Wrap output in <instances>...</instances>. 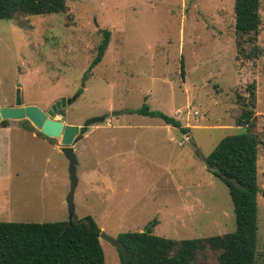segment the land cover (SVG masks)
I'll use <instances>...</instances> for the list:
<instances>
[{
  "label": "rangeland",
  "instance_id": "374dc122",
  "mask_svg": "<svg viewBox=\"0 0 264 264\" xmlns=\"http://www.w3.org/2000/svg\"><path fill=\"white\" fill-rule=\"evenodd\" d=\"M258 13L252 59L236 44L234 0H66L60 13L0 20V106L15 104L19 85L21 105L44 111L76 95L54 116L65 124L107 115L74 139L75 221L89 215L115 238L144 231L153 220V234L175 240L233 231L228 188L203 158L224 136L242 131L236 119L254 82L257 262H264V0ZM101 29L110 32L108 45L90 70ZM144 102L189 132L126 113ZM21 122L8 120L24 128ZM22 133L2 136L10 145L3 153L10 170L2 171L3 163L0 173L11 177L0 219L67 222L68 161ZM53 139L60 146V138ZM100 244L105 264H120L119 251Z\"/></svg>",
  "mask_w": 264,
  "mask_h": 264
},
{
  "label": "trees",
  "instance_id": "16d2710c",
  "mask_svg": "<svg viewBox=\"0 0 264 264\" xmlns=\"http://www.w3.org/2000/svg\"><path fill=\"white\" fill-rule=\"evenodd\" d=\"M260 0H234L237 47L244 59L258 52L254 37L258 32ZM66 8V0H0V20H12L17 13L25 15L56 14ZM102 39L89 69L98 64L108 45L110 32L101 29ZM184 62L180 58V75ZM85 74L84 77H86ZM254 82L247 86L249 102L242 101L236 123L242 131L224 136L205 156L207 169L228 188L233 204L235 229L205 237L175 240L151 232L153 220L144 231H127L117 238L132 253L129 264H264L257 262V160L259 140L251 131L254 126ZM239 99V98H238ZM240 101V100H238ZM63 113V109L57 114ZM126 113L158 117L189 132L177 118L152 110L145 102ZM9 119L1 126H8ZM26 130L44 136L28 120H21ZM100 228L91 216L69 224L66 221L13 222L0 221V264H105L99 238ZM213 253L214 259L208 257ZM215 255V256H214ZM120 264H126L119 251Z\"/></svg>",
  "mask_w": 264,
  "mask_h": 264
},
{
  "label": "water",
  "instance_id": "95a60500",
  "mask_svg": "<svg viewBox=\"0 0 264 264\" xmlns=\"http://www.w3.org/2000/svg\"><path fill=\"white\" fill-rule=\"evenodd\" d=\"M76 95L71 98H61L55 101L47 111L40 109L36 105H21L20 87L17 85L15 94V104L13 106H0V122L5 119L29 120L32 125L48 138H60V151L68 161V178L70 189L66 196L68 205L69 220L71 224L74 220V190L78 182L76 176V166L78 164L73 144L77 135L87 131L91 124L103 122L107 115H101L86 119L82 125L65 124L61 120L54 119L55 114L76 99ZM264 194V193H263ZM99 238L106 241L123 254L126 264L130 263L132 253L127 250L124 244L115 237L100 231Z\"/></svg>",
  "mask_w": 264,
  "mask_h": 264
},
{
  "label": "crops",
  "instance_id": "0c3cea01",
  "mask_svg": "<svg viewBox=\"0 0 264 264\" xmlns=\"http://www.w3.org/2000/svg\"><path fill=\"white\" fill-rule=\"evenodd\" d=\"M167 125H170V124H167ZM13 130H15V131H23L22 134L30 135V137L32 139H34L37 143L48 145L52 149H56V150L60 151V147H59L58 144L52 143L50 140L38 135L34 131H29V130H26L25 128L17 127V126H14V125H8V126H1L0 125V168H2L1 165L3 163H4V166H5L2 171L10 170L9 157H7V155H6L5 159L3 160V153L8 151L10 145H9L8 142L5 141V139L3 140L2 136H4V138H5V134H9L10 135L13 132ZM88 133H89L88 135L92 134L90 132H88ZM16 135H18V133ZM10 177H11V174L9 172H5L4 174L0 173V216L1 215H6V213H4V212H6L7 210H6V207L4 206V199L3 198L5 197L4 193H5V190H6V186H8L10 184ZM8 218L9 217H5L4 219H0V221L19 222L18 220H16V221L15 220H9Z\"/></svg>",
  "mask_w": 264,
  "mask_h": 264
}]
</instances>
